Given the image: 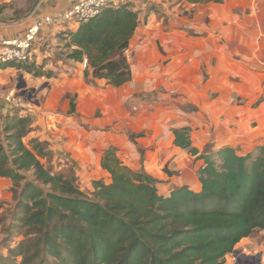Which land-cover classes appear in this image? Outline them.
I'll use <instances>...</instances> for the list:
<instances>
[{
    "label": "trees",
    "instance_id": "trees-1",
    "mask_svg": "<svg viewBox=\"0 0 264 264\" xmlns=\"http://www.w3.org/2000/svg\"><path fill=\"white\" fill-rule=\"evenodd\" d=\"M6 7L0 4V21ZM138 25L139 11L131 3L106 8L77 30L59 34L71 49L61 56L66 63L87 60L85 75L92 70L94 86L105 79L121 87L132 79L126 51ZM34 63L7 66L35 77L57 76ZM0 110L6 141L0 142V177L12 182L18 221L26 231L4 264H226L243 239L264 231V145L246 154L232 146L202 152L191 126L174 128V146L203 161L199 190L184 184L162 194L160 180L144 167L131 169L110 147L102 167L111 182L96 179L88 193L78 186L77 175L42 162L53 153L48 141L34 137L25 143L34 129L32 113L17 112L1 100ZM70 114H76L74 98ZM139 152L143 162L144 151Z\"/></svg>",
    "mask_w": 264,
    "mask_h": 264
},
{
    "label": "crops",
    "instance_id": "crops-1",
    "mask_svg": "<svg viewBox=\"0 0 264 264\" xmlns=\"http://www.w3.org/2000/svg\"><path fill=\"white\" fill-rule=\"evenodd\" d=\"M77 1L38 0L18 20L0 21V37L21 35L34 12L54 15ZM130 2L139 11V25L126 51L132 79L118 88L96 79L94 86L89 80L93 72L86 77L84 62H60L65 72L50 79L46 100L34 104L33 136L48 141L52 151L74 163L79 180L89 184L95 179L111 181L102 167L110 147L128 167H144L161 182L173 179L165 167L181 171L184 162L187 168L195 164L198 171L203 161L173 144V129L187 125L202 152L232 146L246 154L264 145V0ZM77 28L52 25L41 36ZM15 70L0 68L4 73ZM132 102L138 111L129 108ZM132 134L137 136L134 141ZM139 149L144 151L143 162ZM182 174L160 192L168 195L184 184L200 189L199 180L190 184V173ZM259 250L264 264V242ZM242 257L239 264H248L241 263ZM237 258L227 256L226 264H238Z\"/></svg>",
    "mask_w": 264,
    "mask_h": 264
},
{
    "label": "rangeland",
    "instance_id": "rangeland-1",
    "mask_svg": "<svg viewBox=\"0 0 264 264\" xmlns=\"http://www.w3.org/2000/svg\"><path fill=\"white\" fill-rule=\"evenodd\" d=\"M0 4H7V7L4 11V14L2 15L3 20L7 22H14L18 20L19 18L23 17L25 14L30 12L34 5L37 3L38 0H0ZM36 43L37 46L34 47L33 51V58L32 60L35 61V66L39 67L42 64L46 67V70L54 69L55 74H57L56 77L59 76L60 72H65L63 66H61L60 62L64 61L63 54L64 52H70L71 49H67L64 47L66 44V41L59 36H51V37H43ZM69 63V62H68ZM70 64V63H69ZM22 66H25V64H20ZM7 66V64L5 65ZM55 67V68H53ZM5 68V67H3ZM24 68V67H23ZM68 72V71H67ZM24 76V79L26 80L28 84V88H34L33 91H29V94L33 95V102L37 100L45 101L46 96H48L51 85H50V79H48L46 76V79L41 78V76L38 78L33 76V74L28 73L25 68L19 69L16 68L15 71H12L11 73H4L0 72V100L5 101L6 96L13 93L14 95H17L21 93L17 89V84L19 82L20 75ZM43 80L45 83H43ZM28 99V96H23V98ZM29 100V99H28ZM6 102V101H5ZM137 106V108H136ZM36 106L34 105V110ZM129 108L136 112L140 108H138L137 103H130ZM21 108H15V111L19 112ZM138 109V110H137ZM23 112V111H22ZM2 112L0 110V142L5 141V133L3 131V125H4V117L1 115ZM31 114V113H30ZM33 114V113H32ZM33 131L28 135V137L25 138V143H29V141L34 138ZM186 161V160H185ZM43 163H47L48 165H53L57 171L65 172L66 174H69L72 172V175L77 174L75 164L70 162V160H66L65 156L58 155L57 152H54L49 156L48 161L46 159L42 160ZM49 162V163H48ZM192 165V164H191ZM162 168V167H160ZM132 169V168H131ZM163 169V168H162ZM181 171H170L173 169H163L166 175L172 176L173 179H169L168 181H160L159 189L162 193H164V189L168 186V183L172 180H179L178 177L184 175L182 173H190L186 176V181L188 180L190 184H192L195 179L199 180L198 171L195 168V164L191 166V168H187V165L183 162L180 165ZM31 172L27 174L28 179H30ZM111 178V175H110ZM185 178V177H184ZM96 180V179H95ZM111 180V179H110ZM94 181V180H93ZM93 181L89 183H82L79 178L77 177V184L78 186L84 190L85 192L90 193L93 190ZM111 182V181H110ZM109 183V182H108ZM12 188V182L9 179L1 178L0 177V264H4L3 260H7L9 257V250L10 248L14 247L16 244H18L20 241L25 239L26 231H23V229L20 227L19 218L21 216V213L19 212L17 208V200L13 198V193L11 191ZM261 242H264V231H256L252 236L248 237V239H245L242 243L237 245L236 250H240V253L237 254L236 257L239 260L238 264L240 263V256L242 255L244 257L241 258V263L248 264H260V248H261ZM248 256V257H246ZM251 260V261H249ZM228 261V259H227ZM231 263V261H229Z\"/></svg>",
    "mask_w": 264,
    "mask_h": 264
},
{
    "label": "built area",
    "instance_id": "built-area-1",
    "mask_svg": "<svg viewBox=\"0 0 264 264\" xmlns=\"http://www.w3.org/2000/svg\"><path fill=\"white\" fill-rule=\"evenodd\" d=\"M125 3L131 2L130 0H78L70 8L54 15H39L34 12L29 15L33 21L21 35L8 38L0 37V64L31 61L37 41L49 26H59L63 30L73 25L79 26L98 16L104 9L119 7ZM84 64L87 65V60L84 61ZM5 101L13 108H21L20 111L34 113L36 101L23 98L20 94L11 93L6 96Z\"/></svg>",
    "mask_w": 264,
    "mask_h": 264
},
{
    "label": "water",
    "instance_id": "water-1",
    "mask_svg": "<svg viewBox=\"0 0 264 264\" xmlns=\"http://www.w3.org/2000/svg\"><path fill=\"white\" fill-rule=\"evenodd\" d=\"M18 80H19V82L17 84V89L19 91H21L20 95H22V96H28L29 95L28 99L33 100V95L29 94V91L34 92L35 91L34 88H30V89L28 88V84H27V82L24 79V76L22 74L20 75ZM239 253H240V250H235V252L233 253L234 257H236L237 254H239Z\"/></svg>",
    "mask_w": 264,
    "mask_h": 264
}]
</instances>
